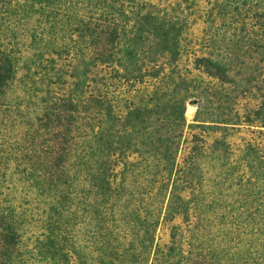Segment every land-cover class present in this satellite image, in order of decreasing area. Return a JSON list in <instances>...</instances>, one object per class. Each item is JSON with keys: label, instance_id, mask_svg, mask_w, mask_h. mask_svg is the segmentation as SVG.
<instances>
[{"label": "trees", "instance_id": "trees-1", "mask_svg": "<svg viewBox=\"0 0 264 264\" xmlns=\"http://www.w3.org/2000/svg\"><path fill=\"white\" fill-rule=\"evenodd\" d=\"M255 9V85L225 60H195L209 102L227 85L256 99L215 104L208 143L178 95L191 88L181 19L142 0H0V264H264V130L238 146L224 134L264 128ZM167 72L183 84L118 113L113 88Z\"/></svg>", "mask_w": 264, "mask_h": 264}, {"label": "rangeland", "instance_id": "rangeland-1", "mask_svg": "<svg viewBox=\"0 0 264 264\" xmlns=\"http://www.w3.org/2000/svg\"><path fill=\"white\" fill-rule=\"evenodd\" d=\"M150 9L160 14L181 19L185 26L180 41V56L178 72L180 76L191 84V88L183 89L178 93L185 100V120L187 126L202 125V132L208 143L212 138L220 135L216 132L210 121V113L215 104L224 105L225 112L244 107L249 108L256 103L254 91L244 96L237 94L233 85L225 86V91L219 92L214 102L204 89L209 88L211 79L196 69V58L211 57L215 60H225L231 69V76L236 81H241V87H248V83L255 85L262 72L263 63L259 61L258 53L262 52L259 43V30L256 25V10L259 0H142ZM264 0H260V4ZM196 66V67H195ZM173 81L182 85L181 79L171 80L168 74L159 79L149 80L138 84L135 88H113L114 102L120 115L125 114L131 105L150 104L154 96L160 91H168L173 86ZM214 83H218L214 81ZM202 85L199 92L193 90L192 85ZM176 85V84H175ZM219 101V102H218ZM205 108L202 121L196 120L197 112ZM192 108L191 114L187 109ZM235 130L224 132L227 141L235 146L240 145L241 138H250L260 127L248 125H228ZM185 131L189 132L186 127Z\"/></svg>", "mask_w": 264, "mask_h": 264}, {"label": "water", "instance_id": "water-1", "mask_svg": "<svg viewBox=\"0 0 264 264\" xmlns=\"http://www.w3.org/2000/svg\"><path fill=\"white\" fill-rule=\"evenodd\" d=\"M192 110H193L192 108H188L187 109V114H191Z\"/></svg>", "mask_w": 264, "mask_h": 264}]
</instances>
